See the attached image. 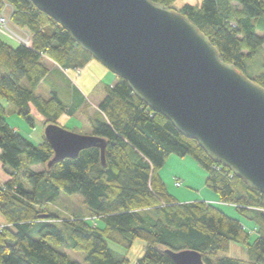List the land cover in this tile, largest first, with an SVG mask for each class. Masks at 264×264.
<instances>
[{
	"label": "trees",
	"instance_id": "16d2710c",
	"mask_svg": "<svg viewBox=\"0 0 264 264\" xmlns=\"http://www.w3.org/2000/svg\"><path fill=\"white\" fill-rule=\"evenodd\" d=\"M153 1L175 9L178 0ZM5 6L12 8V24L28 31L31 41L11 45L0 35V162L8 176L0 184V215L7 222L0 226V264H82L68 251L84 254L85 264H131L109 243L128 251L138 240L145 247L135 264H175L168 251L183 250L200 253L204 264H264V194L215 164L122 79L105 85L106 96L89 117L90 135L107 142L105 163L101 150L90 148L49 166L50 144L44 138L35 145L12 127L7 108L33 126L34 107L47 120L44 128L59 124L64 113L75 115L86 103L83 96L67 105L57 92L47 101L37 89L49 76L48 59L76 71L92 56L30 0H0V13ZM175 10L210 39L223 61L264 87L260 58L261 71L249 76L264 45V0H202ZM171 155L190 156L203 167L220 204L253 222L255 237L217 203H182L172 195L160 175ZM61 194L82 196L89 217L61 219L50 212L48 205ZM231 243L246 247L249 260L221 256Z\"/></svg>",
	"mask_w": 264,
	"mask_h": 264
},
{
	"label": "water",
	"instance_id": "95a60500",
	"mask_svg": "<svg viewBox=\"0 0 264 264\" xmlns=\"http://www.w3.org/2000/svg\"><path fill=\"white\" fill-rule=\"evenodd\" d=\"M134 95L195 140L215 163L264 194V87L223 61L218 48L175 9L153 0H30ZM49 166L106 140L48 124ZM175 264H204L193 250Z\"/></svg>",
	"mask_w": 264,
	"mask_h": 264
},
{
	"label": "rangeland",
	"instance_id": "374dc122",
	"mask_svg": "<svg viewBox=\"0 0 264 264\" xmlns=\"http://www.w3.org/2000/svg\"><path fill=\"white\" fill-rule=\"evenodd\" d=\"M180 2V0L175 2L173 7L178 9ZM11 12L12 8L10 6H5V9L0 13L7 19L6 25L0 27V35L11 45H16L24 39L31 40V34L28 31L19 29L12 24ZM258 59L259 58L255 60L254 68L249 71V76L251 77L258 75L262 69L260 67V60ZM91 61L93 64L86 67L84 76H82L86 80V86L84 89L87 96V103L85 108H82L75 116H70V119L67 118L61 120L63 128L80 135H90L92 129L88 123V117L97 113L99 104L104 100L106 96L104 89L105 85L113 86L119 79L115 74L93 59V57ZM53 63L55 62L49 59L47 60V65H53ZM62 70L71 83H77L80 86L82 69H77L76 71ZM53 91L57 92L58 86H55L54 81L48 80L38 88L37 94L44 100L48 101L51 99ZM61 99L66 100L64 97H61ZM32 110L34 113L33 126L20 117L13 106H8L6 118L10 125L17 126L19 128V132L33 144L40 145L44 142V125L47 123V120L42 118L34 107ZM1 168L2 164L0 162V170ZM35 168L36 170H42L41 166H37ZM160 175L169 192L180 202L188 203L205 201L206 203H217L227 214L241 220L247 230L250 229L253 238L255 237V232L252 229L254 227V223L241 216L232 206L220 204L218 195L206 184V170L192 157L187 156L185 158H181L176 155H171L167 159L163 168L160 170ZM178 182L180 183V186L177 185ZM48 209L50 212L59 215L61 219H72L74 216L89 217L90 215L84 205V198L80 195L69 196L61 194L55 203L48 205ZM98 224L101 225V222ZM109 244L113 250L127 255L131 264H135L144 253L145 244L140 240L136 241L133 247L128 251L113 244L112 242ZM68 254L71 259L85 264L84 254L73 251H68ZM221 256L249 260L247 248L236 243H231L229 252L223 253Z\"/></svg>",
	"mask_w": 264,
	"mask_h": 264
},
{
	"label": "crops",
	"instance_id": "0c3cea01",
	"mask_svg": "<svg viewBox=\"0 0 264 264\" xmlns=\"http://www.w3.org/2000/svg\"><path fill=\"white\" fill-rule=\"evenodd\" d=\"M180 1L181 2L179 4V8H181L185 4H191V5L199 6L201 4L202 0H195V1L194 0H180ZM257 58H260L261 61H264V45L261 48V52L259 53V56H257ZM92 64H93L92 61H89V63L82 69V74L80 77V86L77 83H71L69 81L68 77L63 72V70L57 64L53 63V65L52 64L48 65V67L50 69L49 76L41 83V85L48 80L54 81L55 86L56 87L58 86L57 93L59 94V97L60 98L64 97V99H66V100H63V102L66 103L67 105L73 104L74 101L76 100V98L78 97V95L83 96L85 98V100H87L86 99L87 96H86L85 89H84V87L86 86V80L82 76H84V72L86 70V67H88ZM86 103H85V105H86ZM85 105H83V108H85ZM75 115H73V116H75ZM91 116H93V115H91ZM89 117H88V123L90 125V128L92 129V125L90 123ZM42 118H40V119H42ZM67 118L70 119V115L64 113L59 117L57 122L63 127V125L61 124V120L67 119ZM12 127H14L16 130L19 131V128L17 126H12ZM7 180H8V176L6 175V172L3 170V167H2L0 170V184H4ZM6 225H7V222L0 215V226H6Z\"/></svg>",
	"mask_w": 264,
	"mask_h": 264
},
{
	"label": "built area",
	"instance_id": "2783aa9c",
	"mask_svg": "<svg viewBox=\"0 0 264 264\" xmlns=\"http://www.w3.org/2000/svg\"><path fill=\"white\" fill-rule=\"evenodd\" d=\"M6 23H7V19L0 14V27H3L4 25H6ZM30 41L31 40H29V39H24L23 41H21L19 43L24 44L26 46H29ZM177 185L180 186V183L178 182Z\"/></svg>",
	"mask_w": 264,
	"mask_h": 264
}]
</instances>
